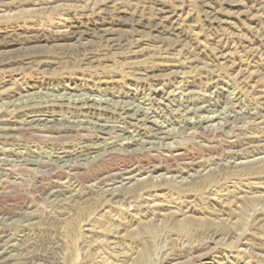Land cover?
I'll list each match as a JSON object with an SVG mask.
<instances>
[{"label": "rangeland", "instance_id": "374dc122", "mask_svg": "<svg viewBox=\"0 0 264 264\" xmlns=\"http://www.w3.org/2000/svg\"><path fill=\"white\" fill-rule=\"evenodd\" d=\"M0 264H264V0H0Z\"/></svg>", "mask_w": 264, "mask_h": 264}, {"label": "bare ground", "instance_id": "6f19581e", "mask_svg": "<svg viewBox=\"0 0 264 264\" xmlns=\"http://www.w3.org/2000/svg\"><path fill=\"white\" fill-rule=\"evenodd\" d=\"M206 109V108H205ZM122 111V110H121ZM125 111V110H124ZM123 112V111H122ZM126 112H128V111H126ZM78 113V112H77ZM246 115V114H245ZM122 116V115H121ZM130 117H131V115H130ZM233 119H235L234 117H232ZM45 119V118H44ZM55 119V118H54ZM98 119V118H97ZM130 119V118H129ZM210 119V118H209ZM237 119V118H236ZM62 120V119H61ZM68 120V119H67ZM76 120V119H75ZM123 120V119H122ZM126 120H128V119H126ZM223 120V119H222ZM52 121V120H51ZM66 121V120H65ZM137 121V120H136ZM195 122V121H194ZM48 123V122H47ZM56 123V122H55ZM61 123V122H60ZM87 123V122H86ZM120 123V122H119ZM124 123V122H123ZM66 124V123H65ZM197 124V123H196ZM47 125V124H46ZM97 125V124H96ZM107 125V124H106ZM111 125V124H110ZM109 125V126H110ZM114 125V124H113ZM128 125V124H127ZM154 125V124H153ZM198 125V124H197ZM217 125H218V123H217ZM40 126H42V125H40ZM125 126V125H124ZM111 127H112V125H111ZM146 127V126H145ZM185 127V126H184ZM100 128V127H99ZM104 128V127H103ZM109 129H110V127H108ZM116 128V127H115ZM136 128V127H135ZM118 129H120L121 131H125V129L122 127V126H118ZM151 129V128H150ZM101 130H102V128H101ZM112 130V129H111ZM143 130V129H142ZM184 130V129H183ZM106 131V130H105ZM109 131V130H108ZM130 131V130H129ZM139 131V130H138ZM166 132L167 131H165L164 130V128H161V127H156L155 128V131H154V134H153V136L152 137H149V136H145V134L144 133H137V130H136V133H137V136H138V138H136L137 140H138V144H140L141 146H148V147H150V146H155L156 145V143L157 144H162V143H164V141H166V139L167 138H169V136L166 134ZM123 133V132H122ZM124 133H127V132H124ZM123 133V134H124ZM134 133V132H133ZM153 133V132H152ZM129 134H131V133H129ZM189 134V133H188ZM128 136H130V135H128ZM123 138V137H122ZM130 138V137H129ZM126 139V138H125ZM110 141V140H109ZM126 141V140H125ZM85 142V141H84ZM95 142V141H94ZM100 142V141H99ZM92 143V142H91ZM99 144V143H98ZM115 144V143H114ZM90 145V144H89ZM106 145V144H105ZM108 145V144H107ZM106 145V146H107ZM112 145V144H111ZM165 145V144H164ZM115 146V145H114ZM139 146V145H138ZM138 146H137V148H138ZM72 147V146H71ZM104 147V146H103ZM140 148V147H139ZM143 148V147H142ZM100 149V148H99ZM105 149V148H104ZM130 149H131V147H130ZM92 150V149H91ZM100 151V150H99ZM110 151V150H109ZM98 152V151H97ZM97 152H95V153H97ZM64 153V152H63ZM73 153V152H72ZM56 155V154H55ZM79 155V154H78ZM67 156V155H66ZM80 156V155H79ZM62 157V156H61ZM82 157V156H81ZM53 158V157H52ZM53 160V159H52ZM64 160V159H63ZM70 160V159H69ZM58 161V160H57ZM63 162V161H62ZM125 179H128V177L127 178H125ZM128 181V180H127Z\"/></svg>", "mask_w": 264, "mask_h": 264}]
</instances>
